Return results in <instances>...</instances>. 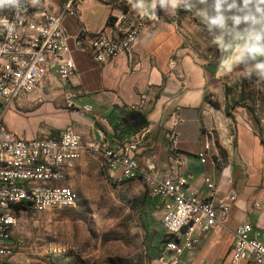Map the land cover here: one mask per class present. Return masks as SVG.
I'll list each match as a JSON object with an SVG mask.
<instances>
[{
	"label": "crops",
	"instance_id": "1",
	"mask_svg": "<svg viewBox=\"0 0 264 264\" xmlns=\"http://www.w3.org/2000/svg\"><path fill=\"white\" fill-rule=\"evenodd\" d=\"M62 2L48 0L51 12L56 13ZM76 6L80 23L90 31L111 32L108 17L120 11L119 5L102 0H78ZM186 13L161 10L160 20L146 23L129 52L102 62L92 60L72 38L77 17L65 16L69 52L52 55L39 84L13 100L2 121L21 137L51 135L70 125L82 142L93 140L100 129L108 147L126 151L156 177L184 179L186 193H203L204 177L211 175L218 188L215 198L233 194L235 200L222 225L194 230L198 240L184 249L177 264H229L238 225L249 223L251 236L264 240V108L243 102L237 81L217 83L211 78L209 65L215 54L188 43ZM67 54L75 71L63 79L55 72V61ZM134 112L144 119L134 118ZM206 141L211 146L201 163L198 153ZM91 156L104 165L102 157ZM65 182L68 178L61 183ZM151 198L161 225L171 200ZM161 229L160 242L150 251L153 262L162 247V225ZM239 264L257 263L250 257Z\"/></svg>",
	"mask_w": 264,
	"mask_h": 264
},
{
	"label": "built area",
	"instance_id": "2",
	"mask_svg": "<svg viewBox=\"0 0 264 264\" xmlns=\"http://www.w3.org/2000/svg\"><path fill=\"white\" fill-rule=\"evenodd\" d=\"M77 1L63 0L56 13L51 12L48 0H16L15 4L0 6V258L13 253L11 231L17 210L40 212L74 205L76 194L61 182L67 180L68 170L74 167L81 151H88L103 158L111 183L140 180L149 196L171 200L161 218L164 238L154 264H177L184 249L197 242L194 230L222 225L235 200L233 194L215 198L218 188L211 175L204 177L203 193H186L182 189L184 179L156 177L126 151L108 147L100 129L93 140L82 142L70 125L51 135L21 137L3 124L5 108L39 84L52 55L60 50L69 52L65 16L77 17L78 29L72 38L95 62L129 52L147 23L145 16L134 12L126 0L125 4L121 0H102L119 5L120 11L108 17L111 32L104 28L90 31L80 23ZM159 7L176 11L184 5L178 0H166L159 1ZM74 71L75 63L69 54L56 59L55 72L60 78H68ZM67 103L70 104L68 100ZM169 140L175 146V136L170 134ZM210 146L206 141L199 151L201 163ZM251 229L249 223L234 229L229 264H239L250 257L264 264V240L252 237Z\"/></svg>",
	"mask_w": 264,
	"mask_h": 264
},
{
	"label": "rangeland",
	"instance_id": "3",
	"mask_svg": "<svg viewBox=\"0 0 264 264\" xmlns=\"http://www.w3.org/2000/svg\"><path fill=\"white\" fill-rule=\"evenodd\" d=\"M185 11L188 43L203 52L212 49L215 62L219 51L214 37L190 10ZM213 80L237 81L243 102L264 108V78L256 67L236 65ZM65 183L76 194L74 205L40 212L17 210L11 231L15 247L0 264L155 263L150 251L160 242L162 229L150 206L154 199L140 180L111 183L103 163L84 151Z\"/></svg>",
	"mask_w": 264,
	"mask_h": 264
},
{
	"label": "water",
	"instance_id": "4",
	"mask_svg": "<svg viewBox=\"0 0 264 264\" xmlns=\"http://www.w3.org/2000/svg\"><path fill=\"white\" fill-rule=\"evenodd\" d=\"M147 22L160 20L159 0H126ZM207 27L218 47L210 63L211 78L227 74L236 65L254 66L264 78V0H178ZM137 119L143 115L134 112Z\"/></svg>",
	"mask_w": 264,
	"mask_h": 264
},
{
	"label": "clouds",
	"instance_id": "5",
	"mask_svg": "<svg viewBox=\"0 0 264 264\" xmlns=\"http://www.w3.org/2000/svg\"><path fill=\"white\" fill-rule=\"evenodd\" d=\"M33 2H35V0H33ZM129 2H131V0H129ZM15 4L16 0H0V6H3L4 4Z\"/></svg>",
	"mask_w": 264,
	"mask_h": 264
},
{
	"label": "trees",
	"instance_id": "6",
	"mask_svg": "<svg viewBox=\"0 0 264 264\" xmlns=\"http://www.w3.org/2000/svg\"><path fill=\"white\" fill-rule=\"evenodd\" d=\"M121 1H122L123 4H125V2H126L125 0H121ZM184 9H185V10H188V8H187L185 5H184ZM195 20H196V18H195ZM214 43H215V46L217 47V44H216L215 41H214Z\"/></svg>",
	"mask_w": 264,
	"mask_h": 264
}]
</instances>
